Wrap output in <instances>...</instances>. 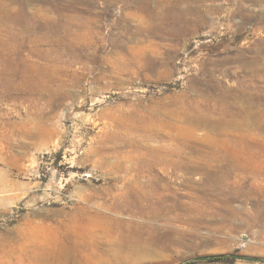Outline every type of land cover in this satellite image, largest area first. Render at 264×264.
Wrapping results in <instances>:
<instances>
[{"label": "rangeland", "instance_id": "obj_1", "mask_svg": "<svg viewBox=\"0 0 264 264\" xmlns=\"http://www.w3.org/2000/svg\"><path fill=\"white\" fill-rule=\"evenodd\" d=\"M189 6L198 11L188 12ZM75 13L98 18L100 33L89 36L102 39V51L100 42L75 48ZM19 16L23 26L13 21ZM49 19L63 25L56 31L61 48L28 57L36 37L53 40L43 26ZM0 30V264H48L37 252L51 244L69 248L75 262L99 264L100 255L82 248L114 241L99 213L119 208L130 222L128 237L115 241L125 246L106 250L102 263H264L261 177L242 176L240 189L223 181L208 190L191 185L185 169L156 165L145 174L159 175L167 187L141 186L129 196L123 182L137 176L121 167L130 163L122 152L130 149L126 130L138 128L134 137L145 129L146 110L175 106L198 84L211 90L264 84L249 71L258 65L264 72V0H0ZM25 64L44 84L20 81L15 71ZM42 65L50 78L40 76ZM186 154L195 160L200 150ZM192 178L214 185L203 174Z\"/></svg>", "mask_w": 264, "mask_h": 264}, {"label": "bare ground", "instance_id": "obj_2", "mask_svg": "<svg viewBox=\"0 0 264 264\" xmlns=\"http://www.w3.org/2000/svg\"><path fill=\"white\" fill-rule=\"evenodd\" d=\"M60 9H61V6H60ZM181 9L184 10L183 8ZM47 11H51V10L47 8ZM60 11L62 12V10ZM192 11H198L197 7L189 6L188 12H192ZM39 12H38V15H39ZM4 13H6V10L4 11ZM14 14L16 15V13ZM20 17L21 16H19L18 18H15L13 21L18 22L23 26V24L25 23L24 22L22 23L23 20L20 21L21 20ZM95 18L96 16L94 18L93 17L90 18V16L86 18L85 17L81 18L75 13V22L73 21L75 25V45H76L75 48H78L81 51H83L84 47L86 46L88 47L90 44H96L97 42H100V44H98L97 46H98L99 51H102V47L104 46V44L101 41H99L102 39L101 38H99V40L98 39L96 40V38L92 39L96 33H97L96 37L99 35L100 33L99 29L101 28V25L99 24V21L97 20L98 18L97 19ZM71 19L73 20V18ZM54 20L55 19L46 20L43 24V26L45 27V30L53 34V40L50 41L48 36H44V37L40 36L41 38L39 39L36 37L32 42L33 45L31 46V48H29L30 55L28 54V57H30L33 54H38L37 56H40L41 58H45L49 54L48 51L55 52L59 50V48H61L60 47L61 44L59 43L60 40H59V37H57L56 31H58L59 27H62L63 25L62 24L60 25V23L57 22V20H55L56 22ZM140 21L141 20H139V22ZM29 27L31 28V26ZM23 28H26V25ZM67 28L70 30L69 27ZM24 30H22V32ZM26 30H27L26 32H29L35 29H26ZM9 34L11 35L12 33H9ZM89 35L93 37L91 38V36ZM2 36L3 35H1V37ZM88 36L92 39V40L90 39V42L88 41L89 40ZM5 38L7 39L8 37H5ZM21 39H22L21 42H23L24 38H21ZM46 42L49 43L51 47L45 50L44 49L42 50L37 47ZM6 47H5V50H6ZM60 50H63V49H60ZM130 50L132 49L130 48ZM7 51H9V49H7ZM18 51L20 52L19 49ZM72 51H77V50H72ZM87 53L88 52H86V55H88ZM79 55L80 54L75 52V56L74 55L73 56L77 57L76 59H78ZM5 58H6V55L4 59ZM47 58H50V57H47ZM4 59L3 61L5 62ZM53 61L56 62V59H53ZM47 63H49V61ZM32 64L34 66L35 63H32ZM10 66L11 65H9V67ZM28 66L30 65L25 64L19 68H16L17 72L15 71V73H16V76L20 79V81L22 83H28V84L31 83V84H36V85L43 83L45 81V77L40 78L38 76L37 77L34 76L32 78L31 74L29 73L31 70L29 69ZM262 66H263L262 68H264V64ZM5 67L8 68V66H5ZM48 67H50V65H48ZM39 68H42V67H39ZM89 69L91 70V68ZM45 70H43L44 75L40 74V76H46V77L49 76V73H47L48 71L47 70L45 71ZM54 70H56V68ZM249 71L252 76L259 77L261 81H263L264 83V72H261L262 70L260 67H258V65H255L253 68H249ZM53 73H55V71ZM3 78L4 77H1L0 75V79H3ZM5 78H6V75H5ZM5 80L8 81L9 78ZM50 81L52 80L50 79ZM40 91H41V88H40ZM174 105L175 106H171L170 104L169 105H159L155 107L154 109L146 110L145 115L142 118V121H147L148 124L145 129H143L140 133L137 134V136L133 137L130 135V133H133L135 130L137 131L138 128H135L133 125L127 128L126 131L129 132V135L124 136V143H127L130 149L126 151H122V152L127 156V158H129L130 163L124 164L123 162L121 167L125 168L126 171L131 172L132 176L134 175L137 177L132 178L129 181L123 182L124 193L128 194L129 196H133L134 192L140 193L143 190V189L141 190L140 188L141 186L143 188L150 187L151 190L166 188L167 185L161 182L162 177L156 174H153V175L145 174L146 171L151 173L156 165H159L161 168L160 170H163V171L171 167L174 169H180V168L185 169V172L188 173L187 178L189 179V182L191 185H195L201 188L207 186L206 188L208 190L211 187L218 188L221 185H226V184H228V186L233 189H240L243 187V177L242 176H245V175H252L254 178L261 177L264 180V133H262V131H264V84H260L258 82H255L254 84H249V85L242 84L236 89L233 86H229L225 84L217 90H211L209 87L203 84H198L196 86V91H194L191 94H187L186 98L183 101L181 102L177 101V103L175 102ZM152 135H153V138H150V136ZM4 139H5V135H4ZM204 141L208 142V144H203ZM141 147H147V150L145 152H142L139 150ZM193 148H197L200 150V154L195 160H193L189 155L186 154L187 150H191ZM123 158H125V156ZM138 163L141 164L140 167L135 166V164L137 165ZM195 174L206 175L207 177L212 179V181H214V185L208 186L207 184H204L203 182H198L194 180L192 178V175H195ZM223 181H226L225 182L226 184ZM254 183H259V182L255 181ZM261 184L263 183L261 182ZM139 188L141 191L139 190ZM142 193H145V191H143ZM129 201H132V200H129ZM118 210H116V213L114 212L115 215L111 213L110 214H107V213L103 214V212L99 213L100 218L103 221H106L108 223V228H107L108 233L114 239V241L110 242V240L108 239L109 242L107 241L104 243L103 241H100L98 239L92 242H88L86 244V247L84 246L82 248L83 249L82 251L86 252L88 250H91L92 253H97L98 255H100V257H102L101 259L103 260L100 259L99 264L106 263V260L104 259V255H103L106 250L111 251V250L119 249V246L123 247L124 244L119 245L118 243L117 244H114V243L118 242V240H121V242L122 241L124 242L125 237L126 236L128 237V235L125 233L126 232L125 228L130 226V222H126V220L125 221L122 220L119 217V215L122 213V209L119 208ZM116 232H118V234H116ZM128 243H130V241L126 242L125 244H128ZM90 247L92 249H90ZM69 252H70L69 248H66L64 245L56 246V244L55 245L51 244L50 246H45V247H41L40 249H38L37 254H39L40 257L42 258L44 257V259L47 260L48 264H80V262L82 264H93L88 261L89 259L87 260V263H84L86 261H81L82 259L81 257H78L77 259L79 261L77 262L76 260L75 262V259L72 260L73 255L71 256ZM103 261L105 263H102Z\"/></svg>", "mask_w": 264, "mask_h": 264}, {"label": "crops", "instance_id": "obj_3", "mask_svg": "<svg viewBox=\"0 0 264 264\" xmlns=\"http://www.w3.org/2000/svg\"><path fill=\"white\" fill-rule=\"evenodd\" d=\"M234 264H264L263 262H259V261H250V260H238V261H235Z\"/></svg>", "mask_w": 264, "mask_h": 264}]
</instances>
